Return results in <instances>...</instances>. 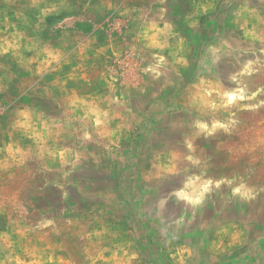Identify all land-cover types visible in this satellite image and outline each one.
I'll return each instance as SVG.
<instances>
[{"label":"rangeland","instance_id":"obj_1","mask_svg":"<svg viewBox=\"0 0 264 264\" xmlns=\"http://www.w3.org/2000/svg\"><path fill=\"white\" fill-rule=\"evenodd\" d=\"M0 264H264V0H0Z\"/></svg>","mask_w":264,"mask_h":264}]
</instances>
